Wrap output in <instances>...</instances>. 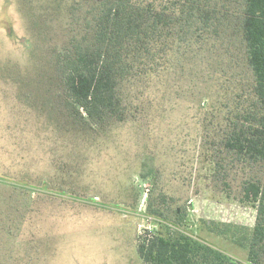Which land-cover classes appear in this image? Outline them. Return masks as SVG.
I'll use <instances>...</instances> for the list:
<instances>
[{
	"label": "rangeland",
	"instance_id": "1",
	"mask_svg": "<svg viewBox=\"0 0 264 264\" xmlns=\"http://www.w3.org/2000/svg\"><path fill=\"white\" fill-rule=\"evenodd\" d=\"M97 1L0 0V264H148L139 236L165 222L247 261L257 210L239 178L226 190L214 181L202 147L227 79L247 72L242 0H201L203 38L175 45L125 120L95 125L62 103L54 57L86 33ZM152 1L158 11L175 0Z\"/></svg>",
	"mask_w": 264,
	"mask_h": 264
},
{
	"label": "trees",
	"instance_id": "2",
	"mask_svg": "<svg viewBox=\"0 0 264 264\" xmlns=\"http://www.w3.org/2000/svg\"><path fill=\"white\" fill-rule=\"evenodd\" d=\"M201 5V0H175L162 3L158 11L152 0H98L92 5L84 19L86 33L54 57L62 103L71 115L95 125L125 120L132 99L139 97L136 87L146 91L172 65L176 44L179 49L190 45L194 36L198 42L211 27ZM196 10L203 12L204 24L195 22ZM179 12H188L186 21ZM239 14L247 72L227 79L220 104L206 115L202 147L211 157L214 181L226 190L239 178L241 202L257 210L248 260L239 261L164 221L161 230L139 236L137 248L145 263L264 264V0H242ZM77 17L74 9L72 18ZM149 213L167 219L159 209ZM175 214L181 222L182 212L176 209Z\"/></svg>",
	"mask_w": 264,
	"mask_h": 264
}]
</instances>
